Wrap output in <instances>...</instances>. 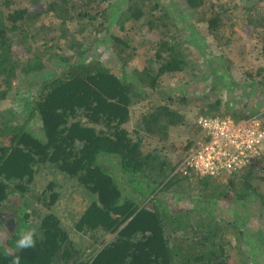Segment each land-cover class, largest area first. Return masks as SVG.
Listing matches in <instances>:
<instances>
[{
    "label": "trees",
    "instance_id": "trees-1",
    "mask_svg": "<svg viewBox=\"0 0 264 264\" xmlns=\"http://www.w3.org/2000/svg\"><path fill=\"white\" fill-rule=\"evenodd\" d=\"M114 1L30 0L23 6L20 0H0V106L11 97L23 102L22 113L5 109L3 115L0 107V211L5 207L18 212L22 209L16 231L0 217V231H4L0 264H12L13 256L7 250L15 247L22 227L30 225L37 230V243L14 253L20 256V264H258L254 256L242 261L238 252L231 251L252 238L233 221L221 225L214 210L218 201L232 194L240 202L254 196L264 200V193L258 189L264 187V173H259L264 168L258 171L255 165L214 179L183 175L176 172V165L169 178L162 170L164 164H159L162 150L145 153L139 134L156 135L158 130L162 142L168 139L169 127L184 117L168 105L150 104L152 108L141 114L131 130L127 126L139 101L167 94L166 80L180 79L189 90L195 75V52L189 44L199 53L196 60L207 56L197 22L212 36L210 46L215 51L234 41L226 34L227 26L235 27L236 20H245L243 32L255 41L264 58L263 0H233V7L208 0H184L185 9L176 8L177 16L157 1ZM190 14L197 16L195 23ZM48 16L59 21L58 34L52 37L49 32L54 24L46 22L51 18ZM179 19L189 29L188 40L180 37ZM142 28L146 35L155 36V51L138 72L130 67L137 49L132 40ZM100 46L110 52L114 65L109 64L110 59L90 57V51ZM213 57L223 58L214 53ZM263 73L264 67L257 71L246 67L248 80L224 84L245 90L248 99L256 86L264 89V82L257 79ZM211 75L216 80L221 78L217 69L210 72L209 79L215 77ZM226 86L220 89L224 91ZM232 93L228 97L233 101ZM225 104L229 114L216 117L230 116L237 122L258 116L264 122V98L260 101L263 105L252 111L245 106L246 101ZM195 143L190 148L194 149ZM151 159L158 163L151 164ZM38 165L65 173L92 196L90 205L75 221L77 232L90 236L87 242L70 238L62 220L51 213L60 193L45 191L43 195L48 198L44 202L31 189L41 170L35 169ZM118 174L127 180L118 182ZM183 180L198 186L195 199L201 206L179 204L187 211L175 213L168 210L163 192ZM53 186L49 184V191H54ZM14 196L19 197L17 203L22 200L20 206L12 203ZM41 199L44 210L36 203ZM192 209L199 218L196 227L190 223ZM259 212L262 214L261 209ZM236 217L245 227L247 215ZM258 218L260 222L252 231L264 246V215ZM233 229L238 236L237 245L231 247V240L226 238ZM104 235H110V240H102Z\"/></svg>",
    "mask_w": 264,
    "mask_h": 264
},
{
    "label": "rangeland",
    "instance_id": "rangeland-1",
    "mask_svg": "<svg viewBox=\"0 0 264 264\" xmlns=\"http://www.w3.org/2000/svg\"><path fill=\"white\" fill-rule=\"evenodd\" d=\"M23 6H27L30 3V0H20ZM118 1V0H115ZM114 3L116 4L117 2ZM151 2H159L165 6L167 10H170L172 15L177 16L176 8H179L181 11H184V0H148ZM210 2L215 3H222L226 7H233V0H208ZM177 2V3H176ZM264 4V0L262 1ZM183 5V6H182ZM239 13V12H238ZM241 15V13H240ZM46 18V22H53L54 24L53 29L49 32V36H55L58 34V25L59 21L52 19L53 16ZM196 15H191L190 17L193 23H195ZM190 21V22H192ZM235 22V20L233 21ZM178 24L181 27V39L183 41L188 40L190 36L189 29L186 27V23H184L181 19L178 20ZM245 20L241 19L238 21L236 20V26L231 27V25L227 26L226 34H230L232 43L228 47H220L217 50H213V47L210 46V42L212 40V36L208 33V30L203 26L201 22H197L195 25H198V31L203 41L205 42L204 51L207 54L206 57L197 59L199 57V53L195 50L194 44H189V47L192 51L195 52L193 55V59L195 62L194 64V72L196 76V80L192 77L191 83L189 85V90L184 87V83L180 79H173V80H166L168 81L167 85L164 87L165 92L167 94L159 93L157 95L149 96L147 100L139 101L135 106H133L132 113L135 112L133 115V120L130 121L127 128L131 130L132 124L138 120L143 112H145L148 108H152L150 104H156L157 106H161V104L168 105L172 110L175 111L176 115L183 116V120L177 119V125L169 127V136L168 139L164 141H160L161 139L157 136L159 131L157 130L156 135H148L146 133L139 134L141 138V147L145 153H149V151H158L162 150L161 158L159 164L163 163L162 170L166 173L167 177H171V169L172 167L181 165L185 156L190 152L192 146L195 142H199L202 138V131L198 129V118L200 116H215L218 114H229V107L225 104L226 101H233L237 102L238 100L245 102V106L247 109L252 111L257 110L260 108V101L264 98V89H258L256 86L255 92H250V97L248 99L245 97L247 92L245 90L239 91L240 87L232 89V87L226 86L224 82L228 83L232 80L239 81V79H246L248 77L245 74L246 67H255L256 71L260 69V67H264V58L260 57V53L257 51V48L254 45V40L251 39L247 34L243 32V27L245 26ZM115 34L118 33V28L114 27ZM183 28V29H182ZM57 31L54 32L53 30ZM136 39L132 40V46H136V52L134 54V59L130 63V67L132 71L137 70L138 72L143 71V68L146 66L145 60L147 57L155 51L154 45V35H146V30L142 28L141 31L138 33H134ZM137 36V37H136ZM49 45V43H48ZM150 48V49H149ZM214 48H216L214 46ZM92 51V50H91ZM90 51V57L98 58L102 60H111L109 64L114 65V61L111 56L110 52L106 51L102 46L94 49L92 52ZM217 56H223L222 59H217L213 57V53ZM214 69H217V72L220 75V80L215 75H211L214 78L209 79L208 76L210 72ZM258 80H262L264 82V73L257 77ZM226 86V89L223 91L220 89L221 87ZM233 90V96H235L234 100L232 101L228 95ZM241 95H239L240 93ZM152 91L149 90V94ZM181 94H184V97L180 98ZM173 98V99H172ZM239 98V99H238ZM172 99V100H171ZM182 99L183 102L181 101ZM246 99V100H245ZM223 100L221 104L220 101ZM4 105H1L4 115L5 109H14L15 111H23V102L11 97L6 100ZM217 104V105H216ZM234 105V104H232ZM0 106V107H1ZM250 111H247L248 113ZM214 112V113H213ZM137 114V115H136ZM1 116V119L3 117ZM24 117V116H22ZM21 121V119H20ZM153 136V137H152ZM166 141V142H165ZM196 144V143H195ZM189 145V147H186ZM190 148V149H189ZM195 148V147H194ZM157 164L158 160H152L151 164ZM40 168L37 172L35 177V182L31 185V189L36 192L38 196H41L45 200H47L48 195H43L45 191L49 193L58 192L60 193V198L55 206L52 207L51 213H55L61 220L63 228L69 233L70 238L76 237L78 238L81 243H85L88 241V235L81 234L77 232L75 228V221L82 216L83 212L87 209L92 201V196L84 192L79 188V184L75 179H71L65 173L60 172L58 169H49L43 166H36L35 169ZM161 168V166L159 167ZM264 168V160L261 161L257 165L258 171ZM170 171V173H169ZM177 171V170H176ZM259 173H264V169H261ZM118 177V182L121 181L123 178L124 182L127 180L125 176L122 174L116 175ZM54 183V191H49V184ZM126 185V183H125ZM160 188L163 187L162 185L159 186ZM198 186L192 181H179L176 186L166 190L163 192L167 201H168V210H171L175 213H178L182 210L187 211V209H182V205L179 204H189L192 207H200L201 202L199 203L196 201V196L199 192L196 191L195 188ZM239 187V186H238ZM258 189L261 193H264V187L258 186ZM17 199L15 196L12 200V203L16 206L17 204H21L22 200H19L17 203ZM195 199V200H194ZM201 201V199H200ZM43 199L37 200L36 203L38 204V208L43 209ZM170 203V204H169ZM263 204V205H262ZM45 208V207H44ZM259 209L262 210V214L259 212ZM22 211V209H20ZM19 210V212H20ZM2 216H11L13 220V224L9 227L11 231H16L19 224V215L18 209H12L11 207H5L2 211ZM214 214L219 217V222L221 225L233 221L237 223L242 229H245L248 238H252L248 244H241L239 248L235 250H231L234 252H238L240 254L238 257L240 260H245L249 256H254L257 260L258 264H264V246L260 245L258 239L254 234V228L259 224L258 215H264V200L259 197H251L245 201H238L235 199V195L232 194L231 197L227 199H223L217 202L216 208L214 210ZM13 214L16 218L13 217ZM247 215L248 220H246V226L244 227L242 223L235 217V215ZM190 218L192 217V221L190 222L194 227L198 225V216L195 215V210L192 209L189 211ZM188 215V216H189ZM189 218V217H188ZM183 221L186 219L185 217L182 218ZM238 220V221H237ZM35 224L34 220L32 221ZM18 225V226H17ZM29 227H34L30 225ZM35 228V227H34ZM24 228L22 227L21 231ZM190 232V231H188ZM186 234V233H185ZM193 233H191V236ZM4 236V231H0V237ZM99 236V235H98ZM236 236H238L237 229H233L230 231V235H228L227 240H231L232 246L237 245ZM101 239L104 241L110 240V235L101 236ZM77 240V241H78ZM249 248L247 250V248ZM231 248L229 247L228 250ZM246 249V251H245ZM246 254V255H245ZM246 256V257H245Z\"/></svg>",
    "mask_w": 264,
    "mask_h": 264
},
{
    "label": "built area",
    "instance_id": "built-area-1",
    "mask_svg": "<svg viewBox=\"0 0 264 264\" xmlns=\"http://www.w3.org/2000/svg\"><path fill=\"white\" fill-rule=\"evenodd\" d=\"M197 123L202 138L178 165L183 175L224 178L264 160V122L258 116L237 122L230 116H200Z\"/></svg>",
    "mask_w": 264,
    "mask_h": 264
},
{
    "label": "clouds",
    "instance_id": "clouds-1",
    "mask_svg": "<svg viewBox=\"0 0 264 264\" xmlns=\"http://www.w3.org/2000/svg\"><path fill=\"white\" fill-rule=\"evenodd\" d=\"M38 239V233L34 227H26L19 233V238L15 241V247H10L7 254L13 256L12 264H20L19 255H14L17 250L35 247Z\"/></svg>",
    "mask_w": 264,
    "mask_h": 264
},
{
    "label": "flooded vegetation",
    "instance_id": "flooded-vegetation-1",
    "mask_svg": "<svg viewBox=\"0 0 264 264\" xmlns=\"http://www.w3.org/2000/svg\"><path fill=\"white\" fill-rule=\"evenodd\" d=\"M3 220V222L5 223V225L7 226H11V224H13V220H12V217L11 216H0Z\"/></svg>",
    "mask_w": 264,
    "mask_h": 264
}]
</instances>
